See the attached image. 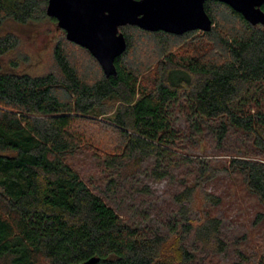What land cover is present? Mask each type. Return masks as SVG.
<instances>
[{
  "label": "trees",
  "instance_id": "16d2710c",
  "mask_svg": "<svg viewBox=\"0 0 264 264\" xmlns=\"http://www.w3.org/2000/svg\"><path fill=\"white\" fill-rule=\"evenodd\" d=\"M48 3L0 0V24L8 18L26 24L49 17ZM205 9L213 27L199 37V31L178 36L120 27L127 50L115 60L114 76L107 77L87 49L67 39L54 49L58 74L0 68V264H85L94 257L97 264H194L186 240L195 227L184 212L185 223L177 221L167 233L130 223L65 159L84 141L86 126L103 127L118 139L113 153L103 156L107 169L120 173L132 162L133 172L154 158V177L164 180L171 176L174 157L178 164L195 166L194 186L185 183L176 196L179 202L189 200L215 172L209 161L179 150L187 138L175 123L180 101L198 135L207 122L218 145L232 131L253 138L256 152L232 157L224 169L238 174L264 206V26L252 25L219 1H207ZM136 33L155 40L160 58L144 81ZM193 37L205 45L190 51L197 45ZM182 45L188 51L176 53ZM72 46L94 61L95 75L80 70ZM111 102L117 103L115 110ZM219 228L220 221L209 217L197 225L198 237L209 239Z\"/></svg>",
  "mask_w": 264,
  "mask_h": 264
},
{
  "label": "rangeland",
  "instance_id": "374dc122",
  "mask_svg": "<svg viewBox=\"0 0 264 264\" xmlns=\"http://www.w3.org/2000/svg\"><path fill=\"white\" fill-rule=\"evenodd\" d=\"M201 35V31L195 34L197 37ZM7 37L9 47L3 53L0 51L2 71L33 76L59 73L54 49L66 38L57 23L49 17L26 24L10 18L3 20L0 24V45ZM190 41L197 44H191L194 46L189 50L193 51L206 43L196 37ZM134 45H137L136 57L143 65L142 71L145 70L140 78L144 81L160 59L157 45L152 37L142 38L137 33L134 34ZM72 49L80 70L88 76L95 75L97 66L94 61L77 46H72ZM174 51L185 53L188 48L182 45ZM182 103L180 101L175 105V123L187 138L179 143V150L194 160L209 161L215 172V178L201 183L189 200L179 202L176 196L183 192L185 183L194 186L195 166L182 162L178 164V158L174 157L171 160V176L164 180L154 177V158L144 160L133 172L132 162L120 173L107 169L103 156L113 153L118 139L103 127L86 126L85 131L82 126L80 132L86 133L84 141L65 159L95 193L130 223L167 233L177 221L185 223L182 218L184 212L193 220L195 227L186 240L188 248L195 255L194 264H260L264 259V206L256 196L247 192L238 174L224 169L232 157L256 152L253 138L232 131L226 141L218 145L207 122L203 124L204 132L201 135L191 129L192 122L188 120ZM117 106L114 102L109 104L113 110ZM184 179L187 182L182 183ZM110 181L115 184L111 185ZM209 217L220 221L218 233L209 239L199 238L197 225Z\"/></svg>",
  "mask_w": 264,
  "mask_h": 264
},
{
  "label": "water",
  "instance_id": "95a60500",
  "mask_svg": "<svg viewBox=\"0 0 264 264\" xmlns=\"http://www.w3.org/2000/svg\"><path fill=\"white\" fill-rule=\"evenodd\" d=\"M207 1H219L256 26H264V0H49L47 15L57 19L66 39L87 49L107 77L117 75L115 60L127 50L120 27L181 36L192 31L209 32L213 21ZM91 258L85 264H97Z\"/></svg>",
  "mask_w": 264,
  "mask_h": 264
},
{
  "label": "flooded vegetation",
  "instance_id": "af4514ba",
  "mask_svg": "<svg viewBox=\"0 0 264 264\" xmlns=\"http://www.w3.org/2000/svg\"><path fill=\"white\" fill-rule=\"evenodd\" d=\"M262 6H264V4Z\"/></svg>",
  "mask_w": 264,
  "mask_h": 264
}]
</instances>
